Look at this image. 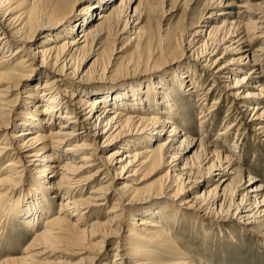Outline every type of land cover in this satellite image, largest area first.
Instances as JSON below:
<instances>
[{"label": "bare ground", "instance_id": "1", "mask_svg": "<svg viewBox=\"0 0 264 264\" xmlns=\"http://www.w3.org/2000/svg\"><path fill=\"white\" fill-rule=\"evenodd\" d=\"M19 1L0 0V161L7 158L0 166V203L7 202L2 206V215L9 214V218L36 227L50 207L43 193L49 190L59 200L57 211L44 219L41 230L33 232L23 256L5 258L2 264H94L114 238L116 249L112 251L110 264H195L184 251L176 253L174 262H157L165 256L166 246L172 241L165 223L168 217L157 209L161 208L159 205H147L140 213L132 211L138 199L132 194L137 174L142 167L154 163L168 162V169L174 168L171 172L177 173L173 177H183L190 194L186 195L183 188L172 193L166 187L144 195L145 200L160 203L161 199H168L185 211L192 210L195 217L223 214L247 225L264 218V186L253 185L256 179L252 176H248L243 194L237 195L234 189L230 196L231 179L223 175L233 174V155L239 152L235 149L237 142L231 144L233 148L219 151L205 137L196 138L180 129L170 115L136 116L120 108L142 106L144 102L133 100L136 93L119 88L106 91L99 85L103 82L99 76L113 67L116 54L112 62L103 63L97 54L89 53L80 66H75L84 49L97 42L103 33L117 29L124 20L123 14L124 22L128 23L123 22L119 32L129 35L137 32L135 17L139 7L133 6L136 0H120L109 8L113 0H102V11L94 14L96 17L92 14L97 6L85 4L79 8L85 11V17L70 27L72 8L69 9L54 25L68 28L62 35L64 38L60 44L50 45L48 42L53 39L49 37H44L40 44L35 41L37 34L49 28L48 22L38 23L39 17L30 10L20 11ZM232 5L234 0H212L209 8L214 11L210 17L202 14L182 37V51L193 67L210 77L209 87H185L182 81L185 74L181 71L178 78L183 92L197 108L204 106L211 91L243 106L242 117L264 142V85L258 80L263 76L258 61L264 55V5ZM227 9L232 11L226 13ZM224 12L234 19H222V25L208 30L209 18H217ZM202 22L205 24L201 25ZM76 27L82 30L74 35ZM63 76L78 77L84 82H73ZM41 78L44 82L39 85ZM13 92L16 96L8 99ZM216 99L211 102L215 104ZM166 106L167 114L177 111L176 105ZM209 112H200L197 117ZM236 124L232 122L230 126L237 129L241 125ZM199 126L201 130L202 120ZM143 137L149 142L161 138L162 141L154 149L138 147ZM70 141L69 146L63 147ZM191 151L198 160L202 155V172L191 175L190 160L182 168H177L178 162L170 165L177 159L182 162ZM215 176L221 177L218 184L206 185ZM201 182L203 190L194 194L192 191ZM24 185L26 191L22 193ZM110 198L112 203L104 221L88 224L87 217L104 210ZM65 227L80 245L78 250L71 248L72 241L61 242L59 234ZM124 228L127 239L121 241L118 235ZM87 236L99 237L100 247L90 251L88 247L92 244ZM56 254L66 259L48 258Z\"/></svg>", "mask_w": 264, "mask_h": 264}, {"label": "rangeland", "instance_id": "2", "mask_svg": "<svg viewBox=\"0 0 264 264\" xmlns=\"http://www.w3.org/2000/svg\"><path fill=\"white\" fill-rule=\"evenodd\" d=\"M75 1L76 0L19 1L20 11L30 10L31 14H36V16L39 17L38 23L48 22L47 25L49 28L43 30L44 33L41 35H36L35 41H38L37 44H40L44 37L53 39L49 40V45L53 42L56 44L61 43V40L64 38L62 35L65 34L68 28L54 25L58 23V20L61 19L63 15H66L69 9L72 8L69 16V20L71 21L69 27L74 23H79V20L85 17V11H79V8L85 4L92 3L97 6L96 8L98 9L92 14V17H96L97 13L102 11V0H81L73 4ZM119 1L120 0H113L107 8ZM211 3L212 0H136L133 6L136 5L139 7L138 15L135 17V19L137 18L135 30L138 34L135 33L134 36L133 34L129 35L127 32H119L124 26V23H128V21L124 22L125 14H123L124 20H122L117 29H113L111 33L110 31L103 33L98 38L97 42L91 43L88 48L84 49L77 58L75 66H80L84 57L87 56L86 54L89 53L97 54L99 61L103 63L112 62V58L114 54H116L117 60L113 59V67L99 76L103 80L102 84L99 85H103L101 87L106 91H113L119 88L120 90L136 93V99L133 100H143L144 102L142 106L133 107L129 105L128 107L122 105L119 106L120 108L122 107L123 110L129 111L130 114L132 113V115L136 116H148V114L170 115L171 120L174 121L176 125H179L180 129H183V131L196 138L205 137L204 140L210 142V144L215 143L212 144V146H216L215 149H219V151L225 152V150L233 148V145H231L232 143L237 142V145L235 144L237 146H235V149H239V152H235L233 155V174L225 172L223 176L231 179V183L228 187V190H231L230 196L234 189L237 195H240L245 191L248 176H252L256 179L253 185L261 184L264 186V142L260 140L262 137H256L251 131L247 119L242 117L241 109L244 108L243 106L236 105L231 102L230 98L225 99L223 96L219 97L214 91H211V94L203 104L204 106L202 107L199 105V108H197V105H193L192 99L190 100L183 92V87L178 78L179 72L181 71L185 74L184 79L186 82L182 80L183 83H186L185 87L195 85L197 89L209 87L210 77L208 78L207 74H203L199 68L193 67L188 62L186 52L182 51L181 44L182 37L184 39L188 30L194 27L197 19L202 14L206 18L210 17V13L214 11L209 8ZM234 3L235 5L238 3L264 5V0H234ZM98 4L100 5L98 6ZM235 5L230 7H236ZM230 11H232V9H227L226 13H230ZM225 18L231 21L234 19V16L227 17L224 12V14L217 16V18H209L211 20L210 23H208V25H210L207 27L208 30L212 26L222 25V19ZM202 24H205V22H202L201 25ZM75 29H77V32H75L74 35L82 30L81 27H76ZM13 48L14 47H12V50ZM94 58L97 57H93L87 64V67ZM258 62L262 70L261 75H263L258 79L260 81L259 84L264 85V55L259 58ZM167 65L171 66L165 67ZM63 77L71 81L73 80V82H84L80 78L74 76ZM43 82L44 78H41L39 85ZM14 96H16V92H13L8 99L14 98ZM161 97L164 98L161 99ZM158 99L161 100L157 101ZM213 99L218 100V102L213 104L211 102ZM166 105H176L174 108H176L177 111L167 114L169 107ZM208 107L211 108L209 109ZM163 111L165 113H163ZM200 112L209 113L204 116L205 118L202 117L203 120L197 117ZM200 120L203 121L201 130V126H199ZM232 122L237 124L241 123V125L236 129L230 126ZM223 134H225V136ZM145 139L146 137L141 138V143H139L140 145L138 147L154 149L162 138L151 142ZM215 140L216 142H214ZM71 143L72 141L63 145V147L66 148ZM193 156H195V154L192 155L191 151L182 162L178 161L177 157V160L173 161L170 165L178 162L179 167L177 168H182L185 161L190 160L191 162L188 161V164H192V168L188 169V171L190 170L191 175H196L202 172L200 163L202 155L199 160L197 159V155L195 157ZM6 160L7 158L3 157L0 161V166H2ZM146 166L140 169L136 177L137 184L133 185L135 190L132 194H135L138 199H136L137 201L134 202L131 208L135 213H140L146 209L147 205H159L161 208L157 209H162L163 213L168 217L165 223H167V230L171 231L169 234L172 241L171 244L166 246L167 252L165 256L159 258L157 262H174L176 253L178 255L181 251H184L195 264H264L263 217L259 218L258 222L247 225L244 222H238L234 219L225 217L223 214L221 216L195 217L192 210L185 211V209L173 204L168 199L166 201L161 199L160 203L156 200H145L146 197L144 195L166 187H169L172 193L175 191L179 192V189L183 188L185 189L186 193H184L186 195L190 194L187 190L188 186H186L187 184L184 182L185 179H183V177L182 179L173 177V174L177 173L171 172L174 168L168 169V162L154 163ZM220 178V176H215V180L206 183V185L214 186L218 184ZM89 187L90 185L85 188L88 190ZM203 187L204 183L201 182L198 188L192 192H194V194L200 193ZM24 188L25 185L22 187V193L26 191V188ZM262 191L264 192V189ZM46 192L47 194H43L50 202L49 211L39 221L36 227L27 225V222H21L22 220H18L17 218H9V214L2 215V206L7 202L2 201L0 203V264H2L5 258L23 256L25 247L32 240L33 232L41 230L43 228L44 219L57 211L58 207L56 202L59 200V196H52L49 190ZM143 196L144 198H141ZM112 199L113 198H110L108 200L104 210H99L95 212V214L91 213V215L87 217L86 222L88 224L92 223L94 220L103 222L105 219L104 214L110 208ZM260 199L261 197H259V200ZM71 221L74 222V219ZM125 235L126 229L124 228L118 237L121 238L122 241L127 239ZM59 237L64 244L72 241L71 243L74 244H71V248H76L74 250H78V243L74 242L68 227L59 234ZM87 237L89 238L87 241L92 244L90 245L91 247L89 246L90 248L88 247L90 251L91 249L94 251V247L95 249L100 247L98 243L99 237ZM114 241H116V238L113 239V244L111 243V246H107L105 251L100 254V257L96 259V261L94 260V264H110L113 259L112 251L116 249L114 248L116 243ZM174 245H176L177 248L173 247ZM78 246L80 247V245ZM87 253L89 256H93L92 253ZM78 257L81 256L79 255ZM48 258L54 261L66 259L59 256V254ZM89 261L91 262L92 258L91 260L89 259L88 262ZM88 262L86 261L85 263Z\"/></svg>", "mask_w": 264, "mask_h": 264}]
</instances>
